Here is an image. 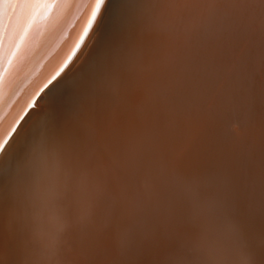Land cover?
<instances>
[{
  "label": "bare ground",
  "instance_id": "obj_1",
  "mask_svg": "<svg viewBox=\"0 0 264 264\" xmlns=\"http://www.w3.org/2000/svg\"><path fill=\"white\" fill-rule=\"evenodd\" d=\"M246 255L264 264V0H0V264Z\"/></svg>",
  "mask_w": 264,
  "mask_h": 264
},
{
  "label": "water",
  "instance_id": "obj_2",
  "mask_svg": "<svg viewBox=\"0 0 264 264\" xmlns=\"http://www.w3.org/2000/svg\"><path fill=\"white\" fill-rule=\"evenodd\" d=\"M58 74V72L56 73V74H54V75H52V77L50 78V79H47L46 81H45V83L40 87H37L36 88V92H39V93H34V94H32V96L29 98V101L30 100H32L33 99V102L37 99V97L39 96V94H40V92H41V89L43 90L44 88H46L52 81H53V78L56 76ZM39 90V91H38ZM37 94V95H36ZM36 95V96H35ZM35 96V98H33ZM247 255L245 256V261H244V263L245 264H249V260L247 259ZM227 261V260H226ZM225 264V263H224Z\"/></svg>",
  "mask_w": 264,
  "mask_h": 264
}]
</instances>
